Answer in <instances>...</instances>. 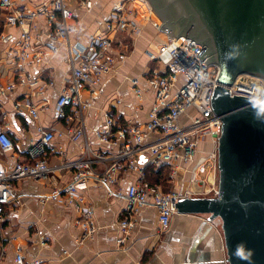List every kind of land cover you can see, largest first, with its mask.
<instances>
[{
  "label": "built area",
  "instance_id": "1",
  "mask_svg": "<svg viewBox=\"0 0 264 264\" xmlns=\"http://www.w3.org/2000/svg\"><path fill=\"white\" fill-rule=\"evenodd\" d=\"M73 1L46 0L31 7L15 0H0V7L7 11L4 29L0 31V43L10 48L17 68L16 83L8 84L4 91H12L16 85L37 84L26 74L25 66H42L46 55L57 52L59 43L64 44L71 75L56 99L54 115L58 120H66L75 115L83 118V113L92 105V99H86L84 92L89 90L94 93L104 77L117 66V59L112 53V35L127 30L138 33V16L141 13L138 5L145 6L148 21L166 37L157 53L150 54L156 67L151 69L147 82L155 93V101L148 121L143 125H124L111 113L105 112L95 135L101 143L118 147V151L108 155L92 150L86 142L81 157L65 160L60 166L74 170V181L55 188L48 198L67 208L76 209L80 214L77 224L83 230L82 240L92 238L96 232L94 213L92 207L86 205L80 190L87 186L88 180L95 178L106 187L110 197L124 196L127 200L126 216L119 221V244H123L130 236L135 227L134 219L140 211L150 205L158 210L159 231L163 234L178 213L177 202L180 198L220 196L217 146L222 120L212 107L220 68L214 63L206 64L207 58L201 59L198 56L203 47L195 40L186 36L175 39L160 29L162 20L147 0L119 1L106 17L102 32L92 35L85 45L72 42ZM78 1L82 7H88L90 3V0ZM6 28H15L19 34L16 36L7 32ZM38 45H42L41 49L33 50ZM133 83L140 96L142 90L137 87L136 80ZM48 84L52 86L53 81L50 80ZM228 89L232 96L248 97L251 102L264 108V94L239 86L237 82ZM30 112L35 118L38 116L37 108L31 107ZM39 132L40 140L29 150L32 161H14L8 169L0 171V223L3 207L11 202L14 183L24 179L46 180L54 171L47 155L62 150L52 145L55 137L52 130L40 127ZM86 135L84 120L78 128L68 130L69 139L73 142L85 139ZM207 141H211L214 148L208 154H203L200 146ZM14 148L13 139L0 122V151L10 153ZM142 156L149 158L148 165H168L175 189L164 192L160 186L151 185L146 170L139 167L138 159ZM105 161H109V164L101 172H95L94 166ZM189 165H192L190 169ZM133 172L138 173L139 180L129 185L126 192L122 188H115L121 174ZM186 173H190L188 179ZM182 181L188 183L183 192L176 188ZM14 264L49 263L41 259L27 261L23 253L17 251Z\"/></svg>",
  "mask_w": 264,
  "mask_h": 264
},
{
  "label": "crops",
  "instance_id": "2",
  "mask_svg": "<svg viewBox=\"0 0 264 264\" xmlns=\"http://www.w3.org/2000/svg\"><path fill=\"white\" fill-rule=\"evenodd\" d=\"M15 1L35 7L46 0ZM119 1L90 0L88 7L80 6L78 0L71 2L74 17L70 40L87 44L92 35L103 31L106 17ZM138 6L141 11L139 32L134 34L127 30L112 35V53L117 66L104 77L94 93L84 92L86 99H92V105L83 113V118L75 115L58 120L54 115L56 99L71 75L64 44L59 43L57 52L47 54L42 66H25L26 74L37 84L16 85L7 92L5 86L17 81V68L10 48L0 43V122L15 144L10 153L0 151V171L8 169L14 161H32L29 150L41 138L40 127L54 132L52 145L62 150V153L47 155L54 169L48 179H24L14 183L11 202L2 210L0 264H14L17 251H21L27 261L41 259L49 264H228L219 220L208 221L204 215L177 213L170 228L161 234L158 210L150 205L140 211L130 236L119 244V221L126 216L127 200L124 196L110 197L106 187L92 178L80 194L86 205L93 209L96 232L92 238L82 240L83 230L77 224L80 214L76 209L48 198L55 188L74 181V170L60 166L65 160L81 157L86 142L92 150L108 155L118 151V147L101 143L95 135L105 112L125 125H143L149 119L155 93L149 88L147 78L156 67L150 54L157 53L166 37L148 21L146 7ZM6 14V9L0 7V31L4 29ZM5 31L19 34L15 28ZM41 47L38 45L33 50ZM50 80L52 86L48 84ZM134 80L142 90L140 96L135 91ZM31 107L38 109L36 118L30 112ZM68 112L71 113L70 109ZM83 120L87 127L86 138L71 141L68 130L78 128ZM213 148L211 141L200 146L203 154ZM138 162L145 170L151 166L147 156L139 157ZM107 164L109 161L96 164L95 172H101ZM138 180L136 172L121 174L115 188L126 192L129 185ZM169 182L175 187L170 177ZM187 185V182H181L176 188L183 192Z\"/></svg>",
  "mask_w": 264,
  "mask_h": 264
},
{
  "label": "water",
  "instance_id": "3",
  "mask_svg": "<svg viewBox=\"0 0 264 264\" xmlns=\"http://www.w3.org/2000/svg\"><path fill=\"white\" fill-rule=\"evenodd\" d=\"M147 1L160 29L195 40L203 47L198 56L220 68L212 98L222 120L220 196L180 198L177 212L220 221L228 264H264V108L228 89L237 82L264 94V0Z\"/></svg>",
  "mask_w": 264,
  "mask_h": 264
},
{
  "label": "trees",
  "instance_id": "4",
  "mask_svg": "<svg viewBox=\"0 0 264 264\" xmlns=\"http://www.w3.org/2000/svg\"><path fill=\"white\" fill-rule=\"evenodd\" d=\"M124 124V123H123ZM125 125V124H124ZM147 180L151 185L162 186L164 192H169L171 185L169 182V166L164 164L159 167L151 165L146 169Z\"/></svg>",
  "mask_w": 264,
  "mask_h": 264
},
{
  "label": "clouds",
  "instance_id": "5",
  "mask_svg": "<svg viewBox=\"0 0 264 264\" xmlns=\"http://www.w3.org/2000/svg\"><path fill=\"white\" fill-rule=\"evenodd\" d=\"M227 57L229 58V59H232V58H234L233 57V55L231 54V53H229V54H227ZM243 247V245H237V255L238 256H242V253L240 252V249ZM251 252H249L248 253V256L247 257H243V258H245V259H249L250 257H251Z\"/></svg>",
  "mask_w": 264,
  "mask_h": 264
},
{
  "label": "rangeland",
  "instance_id": "6",
  "mask_svg": "<svg viewBox=\"0 0 264 264\" xmlns=\"http://www.w3.org/2000/svg\"><path fill=\"white\" fill-rule=\"evenodd\" d=\"M198 156H199V155H197L196 157H198ZM191 166H192V165H189V166H188V169H190V168H191ZM182 170H184V169H182ZM185 176H186V179H188V178L190 177V173H186V175H185ZM182 182L184 183V181H182ZM173 189H175V188H174L173 186H171V189H170V191H171V190H173Z\"/></svg>",
  "mask_w": 264,
  "mask_h": 264
}]
</instances>
